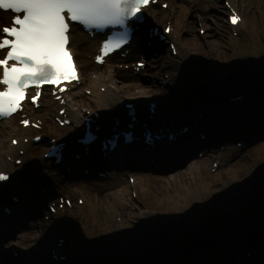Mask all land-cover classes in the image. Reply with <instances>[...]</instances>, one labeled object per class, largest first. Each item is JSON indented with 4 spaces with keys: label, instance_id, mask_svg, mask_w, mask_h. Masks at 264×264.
I'll list each match as a JSON object with an SVG mask.
<instances>
[{
    "label": "bare ground",
    "instance_id": "bare-ground-1",
    "mask_svg": "<svg viewBox=\"0 0 264 264\" xmlns=\"http://www.w3.org/2000/svg\"><path fill=\"white\" fill-rule=\"evenodd\" d=\"M224 1L222 0V3ZM157 2L165 3L166 8L162 10L148 6L144 9V16L155 27H160L161 24L169 27L166 38L176 48L175 57L170 55V51L167 55L165 45L157 38L150 39L146 36L148 24L144 22L133 37L135 45L131 54L128 53L123 60L113 56L107 59L100 69H96L92 59L98 40L90 39L73 28L70 32L69 48L77 63L78 85L70 86L68 91L61 94V104L60 100L55 101L44 92L36 110L28 107L23 109L22 114L29 121L39 125L38 129L30 126L23 128L12 118L0 122V137L11 136L17 141L15 146L12 144L0 146V173H9L7 183L20 180L23 173L8 161L19 159L21 166L30 169L26 174L32 178L28 186L16 192L20 199L19 203L13 204L12 214L6 218L3 214L0 217V253L4 254L3 260L6 262L13 259L8 256L9 248L17 252V259L19 262L22 259L23 264L38 261L37 254L42 252L50 260V257H56L55 240L60 239L77 246L92 247L95 250V258L107 259L101 264H123L125 260L130 264H180L183 258H190L189 260L195 258L192 261H197L195 256L192 257L194 254L199 255V259L208 257V261L203 260L208 264H213L209 262L213 257L216 260L221 258V262L225 260L227 262L232 256L233 264H264V234L257 238L249 257L245 256L246 251L241 246L242 243H236V239L233 240L234 244L230 242V245L222 246L218 252L219 256L215 250L205 248H197L187 255L173 256L163 254L164 252L161 254L167 244L166 238L161 237L164 225L174 231H178L181 226H184L186 231H191L195 223H199L196 221L201 219L206 204L220 202L219 199L222 197L223 201L220 203L228 206L230 198L226 196L227 193H231L230 188L240 187L238 193L243 195L254 187L255 182L246 180L243 172L233 166L235 161L231 163V158L238 151L229 141L241 138L248 144L247 137L264 136V119L262 120L261 116L264 114V107L257 108L254 96L256 93L250 91V88H247L248 93L240 101L228 102L227 105H223L224 102L219 104L220 100L214 95L212 81L221 84V75L230 66L225 61L229 58L231 61L238 58L236 53L234 56H226V50L222 51L216 43L210 41L203 43L200 41L201 37L195 33L199 29L198 26L209 31L211 29L203 23L205 16L197 19V23L192 22L190 16H197V12L205 14L214 0H157ZM235 2L236 0L232 1ZM231 7L237 11L232 5ZM5 16L0 13V17ZM244 26L245 23L241 20L235 29ZM147 43L151 45L147 47ZM203 44L207 48L203 52L204 61L208 62L206 68L194 62L200 58ZM153 53H156V56H153ZM148 60L149 67L154 71L150 76L156 78L160 75V79L145 86L141 81H137L141 70L136 71V63ZM122 63L127 67L125 71L120 68ZM201 74L207 78L214 74L215 78L211 77L207 83H203L200 82ZM198 75L200 76L197 81L191 80L192 76ZM258 78L257 87H262L264 75H258ZM221 87L225 91L234 89L235 84L225 83ZM182 90H185L183 94H177ZM204 90L213 97L212 105H205L207 103L204 102L203 95L191 96ZM86 91L89 92L88 97L85 95ZM170 94L177 95L167 98L166 96ZM164 97L165 101H161ZM150 102L155 103L152 115L147 107ZM128 103L134 106L133 115H127V109V113L121 109ZM244 104H247L246 107ZM144 106L146 116L152 117L150 122H156L158 126L172 123L173 127H177L179 121L183 122L181 117H186V113L204 112V118L197 122L196 128L208 132L211 139L195 141L190 134L179 146L171 150L170 154L168 152L165 154L164 149L158 148L154 155H151L153 157L143 152L147 145L140 140L132 147L127 146L126 149H119L106 155L107 158L102 160L97 158L93 146L89 148V156L85 158L80 156L78 161L70 159L72 151L67 145L64 149L66 157L61 164L54 165L53 159L43 158L50 147V140L57 144L63 139L73 140L79 133H84L86 118L91 121L88 122L89 127L92 123L100 125V119L103 126H107L104 117L114 111L113 117H116L119 123L121 121L131 123L130 120L133 119L131 124L134 128H141L142 124L146 123L140 111ZM236 108L241 110L235 111ZM61 109L64 110L63 115H58ZM245 109L248 111L242 114ZM57 117L60 120H68L69 124L59 126L55 122ZM36 136L40 137V141L33 143ZM215 144H220L222 148H217ZM198 146L202 147L199 151L203 153L201 158L192 156ZM82 148L78 145L74 151ZM19 151L22 153L19 154ZM152 158L153 162L149 163L148 160ZM213 164L216 165L214 169ZM84 170L88 171L87 175H83ZM222 170L229 176L225 181L221 180ZM97 172H104L108 179H101L96 175L95 177L94 173ZM126 175L133 178L132 185L125 183ZM7 183L0 184V197L5 192L3 187ZM238 193L234 195L233 200L237 201L235 211L241 213L251 206L250 203H242ZM60 199L69 201L70 206L63 205L62 209H59ZM76 200L82 203L78 205ZM42 202L51 206L54 204L56 212L51 214L45 210ZM230 211L227 209L226 215ZM183 217L185 222L180 225V218ZM245 221L242 223L244 231H249L250 224H258L255 230L259 232L264 230V225H261V221H264L262 213ZM201 225L204 232L207 225L205 224V227ZM207 231L210 233L209 229ZM15 237H18L19 241L14 240ZM98 249H102L103 253ZM122 250H127V253H122ZM76 251L70 254L76 253L80 256ZM81 253L87 258L92 256L89 253ZM116 253L120 254L117 258ZM211 255L212 258H209ZM160 256L164 257L159 259ZM87 262L86 264H93L88 259ZM44 264L58 263L51 260Z\"/></svg>",
    "mask_w": 264,
    "mask_h": 264
},
{
    "label": "rangeland",
    "instance_id": "rangeland-1",
    "mask_svg": "<svg viewBox=\"0 0 264 264\" xmlns=\"http://www.w3.org/2000/svg\"><path fill=\"white\" fill-rule=\"evenodd\" d=\"M226 2L229 3V5H232L234 8L237 9V11L239 12V14L242 17V20L245 23V26L240 28V29H235V28H230L227 25V10L224 6V4L222 3V0H214L213 5H211V8L204 14V13H200L197 12V16L195 15H191L190 16V20L193 22L197 23V19L203 18V16H205V18H203V22L205 26L209 27L211 30L209 31L207 28H202L198 26L199 29L196 30V34L199 35V37H201L200 41H202L203 43L206 41H210L211 43H216L218 45V47L224 51H225V55L226 56H230L233 55L234 53H236L238 55V58L236 59H232L233 61H231V58L227 59L228 64L230 66H228L223 74L221 75V81L227 82V80L229 81H233V83L237 86H239V89H244L246 87L249 86H254V90L253 92L256 93L255 96V103L258 109L264 107V85H262V87H257L258 83H259V79L257 78V74L260 76L264 75V0H236L235 3H232L233 0H225ZM164 4V3H163ZM152 7V6H151ZM154 7L156 8H160L162 10H164L163 8H161L160 3L158 2L157 5H155ZM153 8V7H152ZM214 12V14H212ZM203 14V15H202ZM202 15V16H201ZM160 27H163V24L160 25ZM201 28V29H200ZM201 42V43H202ZM164 50L166 51L167 55H168V50L166 49V47L164 48ZM207 50L206 46L203 44V47L201 48V52H200V58L198 60H194V62L196 64H201L203 65L205 68L207 67L208 62L204 61V51ZM234 56V55H233ZM136 60V59H135ZM223 60V58H222ZM149 61L144 62V67L141 69V73H140V78L137 81H141V83L145 86L150 85V82H154L155 81H159L160 79V75L155 77L150 76V74L154 73L153 69H151L149 67ZM141 62V61H138ZM202 62V63H201ZM205 62V63H203ZM101 67H96V69H100ZM120 68H123L124 71L127 69L126 65H124L123 63L120 65ZM228 69V70H227ZM232 71L237 72L236 74H234ZM258 73H257V72ZM149 74V75H148ZM161 74V73H160ZM211 77L214 76V74L210 75ZM155 78V79H154ZM215 78V77H213ZM212 78V79H213ZM175 90V89H174ZM260 90V92L257 93V91ZM102 91V90H101ZM207 91V90H206ZM47 92V91H45ZM250 92V91H249ZM209 92H203V93H195L192 94L193 95H200V96H204V102H206L208 104H211V98L208 96ZM248 93V92H247ZM87 97L89 96V92L86 91L85 94ZM172 94L166 96L167 98L171 97ZM253 96V95H252ZM162 100L165 99L161 98ZM207 99V100H206ZM245 107L247 104H244ZM244 105H242V109L244 107ZM254 108V107H253ZM119 110L116 109V111ZM241 110L240 108H236L235 111ZM248 111V109L243 110L242 114L246 113ZM114 111L109 112L106 114V116L104 118L106 122H109L112 118H110L111 116H113ZM262 116V120L264 119V114H261ZM259 118H261L259 116ZM14 119V120H13ZM12 120L17 123L18 117H14L12 118ZM258 121V120H257ZM238 127V126H237ZM193 138L195 139V135L193 136ZM14 139L11 136H1L0 137V146L4 147L7 146L11 143V140ZM26 140V139H24ZM237 142H241L243 143V140L241 138H237ZM246 141H248L247 148H245L244 150H241L239 147L236 146V144L234 142L229 141V143L235 147L238 151L237 154H235L232 158H231V163L235 161V163H233V166H235L237 169H240L243 172V177L246 178V180L248 181H254V187H252L250 190L246 191V193H238L240 192V187H235V188H230L229 190L231 191L230 194L227 193L226 197H229V205L228 206H223L222 203H220L221 201H223L222 197H220V202H216L215 204H206L203 208L202 211V217L201 219H198L196 222L199 223H203L204 227L205 224L207 225V229L213 231L211 234L207 233V229L201 233V229L198 228L197 223H195V227L193 230L191 231H186L184 229V226H181L180 229L178 231H174L171 230V228H169L168 226H163L162 228V233L163 235H161V237H165L167 240V244H165V249H163V251L161 252V254H166V255H170L173 254V256L175 255H183L181 254V251L183 249V247L181 248V242L183 240H185L187 238L186 234L188 235H193L194 237L197 238H201V237H213L216 235V233L218 231H220L224 224H226V226H228L229 224H231L230 229H231V235H230V242H233V239L235 237H244L247 239L253 238L256 241L255 238V233L257 232V230H255L257 225H252L250 224V229L249 231H244L242 225V223H245L246 219H250L253 218L254 216H256L258 213H262L264 214V136L262 137H257V138H246ZM25 142V141H24ZM218 146L220 148H222V146H220V144H218ZM201 146H198L196 149L198 150L197 152H195L192 156H197V154H199L200 152V148ZM12 164H14V161H11ZM18 170H20V172L23 173L24 175V179L25 180H31L32 178H29L27 176L26 173L30 172V169H26L25 167L19 165L16 166ZM28 170V171H27ZM96 175V173H94V176ZM104 175V172H103ZM96 177V176H95ZM98 177V176H97ZM128 175L124 176L125 179V183H131L128 182L127 179ZM229 176H226V173L222 170L221 172V180L225 181L226 179H228ZM132 178V177H131ZM25 180H20V181H25ZM19 182V181H18ZM17 182V183H18ZM132 185V184H130ZM15 185L13 184H8L7 186H4L3 188H5L6 190L10 187H13ZM235 189V190H234ZM232 190H234V193L232 192ZM36 191H35V195H36ZM238 193L241 198H239V200H241V202H246V203H251V209H247L249 212L246 213L247 211H243L241 213H237V211H235V206H237V202L234 201V195ZM3 196V194H2ZM132 197L135 198V195L132 194ZM238 200V201H239ZM77 202V200H76ZM236 202V203H235ZM46 204L45 202H42V204ZM219 203V204H218ZM62 204V203H61ZM79 205V204H78ZM43 206V205H42ZM43 208L46 210V207L43 206ZM229 209L231 210L229 214L226 215V210ZM48 211V210H47ZM241 214V216H238ZM181 219V223L180 225H183L185 222V218H180ZM261 225H264V221H261ZM14 240L19 241L18 237H15ZM253 240V241H254ZM230 242H221L216 244V246L212 247V248H205V247H201L199 246V248H205V249H209L210 251L215 250L216 255L219 256V250L222 248V246H227L230 245ZM234 244V242H233ZM251 246V248L253 247V245H249V247ZM247 247V246H246ZM197 249V248H196ZM74 251L79 252L80 256H77L76 253H74L75 255H73V259H70L69 262H71L72 264H82V262L84 263L87 259L88 261H92L93 264H98V262H102L103 263V258L104 257H98L95 258L94 256V251L92 247H81V246H77L75 244ZM8 256L11 258H14L13 255H16L17 252H15L13 249H8ZM98 251L100 253H103L102 249H98ZM159 251V250H158ZM236 252V250H234ZM247 251V250H246ZM40 252V251H38ZM81 252H85V253H89L92 256L90 258L84 257L82 256ZM122 253H124V250L121 251ZM192 252V251H191ZM3 254V253H0ZM162 254V255H163ZM4 255V254H3ZM39 255V254H37ZM120 254H115V258L119 257ZM157 256V254H155ZM165 255V256H166ZM18 256V254H17ZM196 257L197 261H192L189 260L190 258H183L181 259V263L180 264H197V263H202L203 260H209L208 257L206 259H199V255L194 254L192 257ZM4 256L0 255V258L3 259ZM164 256H160L159 259H161ZM191 257V258H192ZM212 258V255L209 257ZM233 258L229 257V260L226 262L225 261H220L221 258L218 260H216L214 257L211 259L213 264H233ZM106 259V258H104ZM63 264H68V262H64Z\"/></svg>",
    "mask_w": 264,
    "mask_h": 264
},
{
    "label": "snow or ice",
    "instance_id": "snow-or-ice-1",
    "mask_svg": "<svg viewBox=\"0 0 264 264\" xmlns=\"http://www.w3.org/2000/svg\"><path fill=\"white\" fill-rule=\"evenodd\" d=\"M150 0H0V10H10L11 19L0 18V118L22 109L29 89L35 91L33 104L45 84L79 81L78 70L68 45L70 25L78 22L86 29L103 31L109 26L123 28L116 42L107 40L97 56H104L127 43L129 21L139 19ZM236 24L238 17H231ZM59 91L65 88L59 87ZM59 99V97H57ZM28 126L27 120L22 121ZM63 123H67L64 121ZM38 126V125H36ZM15 143V141H13ZM8 176L0 173V181Z\"/></svg>",
    "mask_w": 264,
    "mask_h": 264
},
{
    "label": "water",
    "instance_id": "water-1",
    "mask_svg": "<svg viewBox=\"0 0 264 264\" xmlns=\"http://www.w3.org/2000/svg\"><path fill=\"white\" fill-rule=\"evenodd\" d=\"M232 72L234 74L237 73V72H234V71H232ZM199 76L200 75H198L197 78ZM201 76H202V80L200 82H203V83H207L206 81H209V79L211 78V76H208L209 78L204 77V75H202V74H201ZM256 79H259L258 78V74H257V78ZM224 81H226V80H224ZM224 81H220L221 84H217V83L212 81V84H213V87H214L213 88L214 95L220 100V102H226V101H228L229 98L234 97L238 93L242 92V89H239V86H237V85H235L234 89L231 88V89H228V90L224 91L222 89V87H221L223 84H225V83L228 84L230 82L233 83L232 80L231 81L227 80V82H224ZM204 115H205L204 112L203 113H198V112L189 113L188 115H186V117L184 118L183 122L187 123V124L189 123L190 125L193 124L194 122H196V123L198 122L199 123L204 118L203 117ZM6 192L7 193L5 194L3 200L0 203L9 202V196L13 195V191L10 190V189L7 190ZM250 206H252L251 203H250ZM249 209H251V208H249ZM248 212L249 211L247 210L246 213H248ZM241 215H244V214H241ZM241 215L238 214V216H241ZM201 224H203V223H198L197 226H198L199 229H203L204 230V228H202ZM230 226H231V224H229L228 226H226V224H224L223 228L220 231H218L216 233V235L213 236V237L205 236V237L197 238V237H194L193 235H188L185 232V235L187 236V238L181 242L182 243L181 244V248L183 247V249L181 251V254H183V255L190 254L191 251L193 252V250H195L196 248H199V246L205 247V248H212V247L216 246V244H218V243H221V242H227L228 243V242H230V235H231ZM205 229H207V227ZM203 230H201V233H203ZM212 232L213 231L210 230L209 234H211ZM262 234H264V230L262 232L257 231L255 233L256 241H257V238L260 237ZM234 239H236V243H240V244L242 242H248L250 244L251 243L254 244L256 242L253 238L247 239V238H244V237H235ZM74 246H75L74 244L68 243V242H63L62 246H55V248H56V250H55L56 257H58V256L65 257V260L62 261V262L60 260H58V264H63L64 262H66V263L68 262V264H72L69 261H70V259H73V257H72L73 255H71L70 253L74 251L73 250ZM126 253H127V250H124V254H126ZM77 254H79V253H77ZM37 256H38L39 260L36 261V262H32L31 264H44V263H47L48 261H50L48 259V256L45 253H43V252L39 253V255H37ZM17 258H18V256L14 257L9 262H6L2 258H0V264H23V260L21 259L20 262H19V260ZM102 260H103V263H105L107 261V259H104V258ZM124 262H123V264H130V263H126V260ZM86 263H88L87 260L84 263L82 262V264H86ZM101 263L102 262H98V264H101Z\"/></svg>",
    "mask_w": 264,
    "mask_h": 264
}]
</instances>
